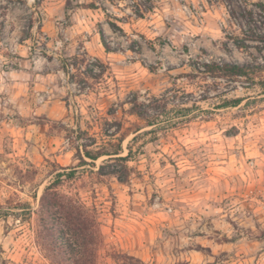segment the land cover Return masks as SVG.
Here are the masks:
<instances>
[{"label": "rangeland", "instance_id": "1", "mask_svg": "<svg viewBox=\"0 0 264 264\" xmlns=\"http://www.w3.org/2000/svg\"><path fill=\"white\" fill-rule=\"evenodd\" d=\"M260 1L0 0V264H55L44 190L119 124L128 180L86 159L57 189L94 214L97 264H264V74L204 73L252 63L232 39Z\"/></svg>", "mask_w": 264, "mask_h": 264}, {"label": "trees", "instance_id": "2", "mask_svg": "<svg viewBox=\"0 0 264 264\" xmlns=\"http://www.w3.org/2000/svg\"><path fill=\"white\" fill-rule=\"evenodd\" d=\"M35 1L40 3L45 0ZM253 7V10H247L243 14L245 23H239L241 35L232 39L238 50L249 54L252 63L212 62L205 64V74L214 79L230 82L254 81L259 75L264 74V55L260 60L250 51L255 49L260 54L264 53V2L255 3ZM88 8L96 9L95 5H89ZM233 16L238 21L234 13ZM102 40L106 50L111 52L103 34ZM90 74L91 76L94 74L92 70H90ZM130 103L132 104L131 115L146 121L149 126H154V121L151 119L159 116L157 111L152 112L149 106L139 104L136 99ZM119 125L120 129L116 131H105V136L110 138L107 146L99 147L94 138L83 143L82 152L80 148L78 149L81 165L70 169L68 173H58L56 180L44 190L39 204V220L42 226L41 239L49 259L55 264H97V245L101 241V233L94 214L82 203L60 194L57 189L62 184L64 177L72 180L77 175L79 167L90 164L86 159L95 165L98 160L106 157L107 159L98 167V173L103 176L117 177L121 182L128 180L131 171L128 163L131 161L130 156L133 151L129 149V154L123 156L122 145L127 134L122 132L120 137H117L121 132V124ZM126 258L125 264H147L135 257L127 256Z\"/></svg>", "mask_w": 264, "mask_h": 264}]
</instances>
